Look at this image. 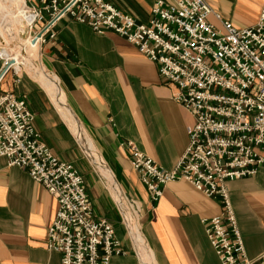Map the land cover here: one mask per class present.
<instances>
[{
	"label": "crops",
	"instance_id": "obj_1",
	"mask_svg": "<svg viewBox=\"0 0 264 264\" xmlns=\"http://www.w3.org/2000/svg\"><path fill=\"white\" fill-rule=\"evenodd\" d=\"M106 1L146 21L155 0ZM261 1L206 0L236 26L254 23ZM208 20L219 25L212 14ZM51 28L53 36L39 44L40 60L56 76L82 136L90 139L123 195L130 197L153 264H222L201 221L218 213V199L184 179L164 183L159 197L151 199L125 145L132 141L163 168L174 164L193 122L191 113L172 98L174 85L118 33L96 32L68 15ZM1 87L25 99L43 142L80 172L93 215L112 224L123 251L112 254L109 264H142L104 179L44 87L27 73H21L15 84L7 73ZM259 151L264 155V149ZM226 186L244 254L259 255L264 263V160L250 175L227 178ZM56 207V199L41 183L0 156V264H59L60 253L44 245Z\"/></svg>",
	"mask_w": 264,
	"mask_h": 264
},
{
	"label": "built area",
	"instance_id": "obj_2",
	"mask_svg": "<svg viewBox=\"0 0 264 264\" xmlns=\"http://www.w3.org/2000/svg\"><path fill=\"white\" fill-rule=\"evenodd\" d=\"M23 5L38 44L53 36L51 26L59 17L68 15L96 32L118 33L155 63L193 122L169 168L126 141L132 168L151 199L176 179L216 197L218 213L201 221L220 262L264 264L259 255L244 254L226 186L227 178L250 175L264 160L259 151L264 149V0L255 22L246 26L234 25L206 0H155L146 21L106 0H23ZM7 73L12 84L19 81L20 68L5 66L0 54V156L25 169L56 199L45 247L60 253L59 264H109L112 254L123 251L112 224L93 215L80 172L43 142L25 99L1 87Z\"/></svg>",
	"mask_w": 264,
	"mask_h": 264
},
{
	"label": "bare ground",
	"instance_id": "obj_3",
	"mask_svg": "<svg viewBox=\"0 0 264 264\" xmlns=\"http://www.w3.org/2000/svg\"><path fill=\"white\" fill-rule=\"evenodd\" d=\"M22 5H23L22 0H15V4L13 5L14 7L12 6L13 9H11L10 5L6 1L3 2L0 0V9L3 7L6 9L9 15L8 20L11 23H14L15 31L24 32V35L18 38L16 37L17 38V40L15 39L17 44L16 47L10 50H3V51L0 49L1 56L3 55L6 59L10 60L8 63L5 62V66L9 64L13 65L14 62L20 59L23 62L24 67L27 70L28 74L34 80H36L41 86H43L44 89L47 91L54 105L56 106L58 111H60L61 115L69 125L71 131L76 135L78 140L82 143L84 151L88 155V157L92 160L95 169L104 179V183L106 187L111 193L116 205L121 210L124 220L126 221L132 240L136 245L138 252L140 254L142 264H153L150 251L145 244L143 236L141 235L138 228V224L136 222V213H135L136 211L134 209V205H132L131 203H127L125 201L124 195L119 185L113 178L110 170H108L106 165L103 163L101 157L95 151L90 139H88V137H83L84 135L82 136L79 130L80 126L76 123L72 113L70 112V109L66 105L65 100L61 95L56 76L53 75L52 72L51 74L47 72V70L44 68V65L40 60L39 50H35L36 47L39 48L38 38L37 35H33V34H32L33 35L32 38L29 36L30 30L28 29V23H26L24 17L21 14ZM4 25L3 27L6 26Z\"/></svg>",
	"mask_w": 264,
	"mask_h": 264
},
{
	"label": "rangeland",
	"instance_id": "obj_4",
	"mask_svg": "<svg viewBox=\"0 0 264 264\" xmlns=\"http://www.w3.org/2000/svg\"><path fill=\"white\" fill-rule=\"evenodd\" d=\"M1 1H3V2H7L9 5H10V7H11V9H13V5L15 4V0H1ZM22 3H23V0H22ZM13 6V7H12ZM4 9V10H3ZM2 11V12H1ZM6 13H5V12ZM5 13V14H4ZM21 14H22V16L24 17V19H25V21H26V23H28L29 22V16H28V14H27V12H26V9H25V7H24V5H22V9H21ZM9 15H8V12L6 11V9L3 7V8H1L0 9V49L3 51V50H10V49H13L14 47H16L17 46V44H16V40H17V38L18 37H20V36H22V35H24V32L23 31H21V32H18V31H15V26H14V23H11L9 20ZM6 25H4V24ZM11 23V24H10ZM3 25L5 26V27H3ZM29 36L32 38L33 37V35L29 32ZM17 37V38H16ZM16 39V40H15ZM11 40V41H10ZM9 42H10V44H9ZM13 45V46H12ZM35 50H39V48L38 47H36V49ZM3 56V55H2ZM4 57V56H3ZM4 59H5V62L6 63H8L10 60H8V59H6L5 57H4ZM13 66L14 67H16V68H20V70H21V73H27L28 74V72H27V70L25 69V67H24V64H23V62L20 60V59H18L16 62H14L13 63ZM84 158V160H87L88 161V158H87V156H84L83 157ZM124 198H125V201L127 202V203H132V201H131V199H130V197H126V196H124ZM128 199V200H127Z\"/></svg>",
	"mask_w": 264,
	"mask_h": 264
}]
</instances>
